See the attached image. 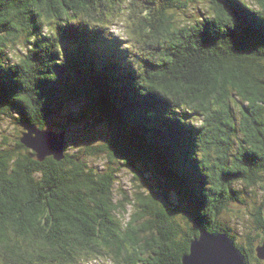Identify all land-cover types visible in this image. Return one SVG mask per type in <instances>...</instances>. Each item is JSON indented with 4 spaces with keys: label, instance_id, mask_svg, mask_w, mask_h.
Returning <instances> with one entry per match:
<instances>
[{
    "label": "trees",
    "instance_id": "1",
    "mask_svg": "<svg viewBox=\"0 0 264 264\" xmlns=\"http://www.w3.org/2000/svg\"><path fill=\"white\" fill-rule=\"evenodd\" d=\"M1 114L0 264H182L200 227L264 264V0H0Z\"/></svg>",
    "mask_w": 264,
    "mask_h": 264
},
{
    "label": "water",
    "instance_id": "2",
    "mask_svg": "<svg viewBox=\"0 0 264 264\" xmlns=\"http://www.w3.org/2000/svg\"><path fill=\"white\" fill-rule=\"evenodd\" d=\"M21 140L25 146L34 150L40 160L52 156L57 160L65 156L66 131L58 133L39 129L35 125H26ZM46 134L47 140L41 142ZM214 238L210 246L197 244L205 236ZM258 257L264 259V245L258 247ZM182 264H249L247 257L236 246L232 237L221 232H209L200 227V234L190 243V251L182 257Z\"/></svg>",
    "mask_w": 264,
    "mask_h": 264
},
{
    "label": "rangeland",
    "instance_id": "3",
    "mask_svg": "<svg viewBox=\"0 0 264 264\" xmlns=\"http://www.w3.org/2000/svg\"><path fill=\"white\" fill-rule=\"evenodd\" d=\"M111 31L113 34H115L116 36H118L119 38L123 37L124 39H127L126 35V28L122 25V24H112L110 25ZM129 42L125 41L123 42L124 45H127ZM11 50H8V53H10ZM17 54V53H16ZM14 62V61H13ZM83 104V100H77L74 101L72 103H70L66 109H78L81 105ZM5 127H7V131H10L11 134H15L17 133L16 129H13L11 126L7 125V119L4 118V115L1 114V118H0V131L5 130ZM18 134V133H17ZM15 135L13 136V140L16 138ZM104 138L105 137V133L101 134V132L98 133H92L91 134V139L93 141L97 140L98 138ZM74 141V140H73ZM68 146L70 147V143L68 142V137H66V144H65V148L67 149ZM101 162L98 164L94 163V165H100ZM121 176L123 179V182L125 183V187L127 188H131L130 183H132V175L131 172L129 170H123L121 172ZM251 199V198H249ZM248 199V200H249ZM263 199V194L261 193H257L256 195H253L251 201H260ZM250 202V200H249ZM132 210V206L131 205H127L125 210L127 213L131 212ZM252 213V208L249 207H245L243 205H235L234 209L231 211V215L230 217H228L231 221V223L233 224V226L236 227V231L238 233L243 234L244 231H247V229L249 227H252L253 225V215ZM228 215V214H227ZM128 219V214L125 216ZM239 218V219H238ZM181 220H184L183 217L181 218ZM183 223L185 224V220L183 221ZM249 230V229H248ZM262 262H264V259L262 260ZM86 264H114V262L111 259L108 258H103V259H98L97 262H95L93 259L89 262H87Z\"/></svg>",
    "mask_w": 264,
    "mask_h": 264
},
{
    "label": "snow or ice",
    "instance_id": "4",
    "mask_svg": "<svg viewBox=\"0 0 264 264\" xmlns=\"http://www.w3.org/2000/svg\"><path fill=\"white\" fill-rule=\"evenodd\" d=\"M239 38L241 39V41H246L249 39V37L245 34H241ZM46 140H47V135L46 134L42 135L41 136V142H45ZM196 211H198V209H196ZM213 243H214V238L211 236H207V235L203 239L197 241V244H199V245L210 246Z\"/></svg>",
    "mask_w": 264,
    "mask_h": 264
},
{
    "label": "clouds",
    "instance_id": "5",
    "mask_svg": "<svg viewBox=\"0 0 264 264\" xmlns=\"http://www.w3.org/2000/svg\"><path fill=\"white\" fill-rule=\"evenodd\" d=\"M189 25H191V21L188 22ZM9 56L13 59V60H18L19 57L16 54V50L12 49V51L9 53ZM166 115V114H165Z\"/></svg>",
    "mask_w": 264,
    "mask_h": 264
}]
</instances>
